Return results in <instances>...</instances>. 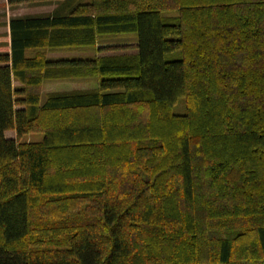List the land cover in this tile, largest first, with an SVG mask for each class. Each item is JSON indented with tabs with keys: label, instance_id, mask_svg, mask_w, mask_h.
<instances>
[{
	"label": "trees",
	"instance_id": "obj_1",
	"mask_svg": "<svg viewBox=\"0 0 264 264\" xmlns=\"http://www.w3.org/2000/svg\"><path fill=\"white\" fill-rule=\"evenodd\" d=\"M61 2L0 44V264H264V0Z\"/></svg>",
	"mask_w": 264,
	"mask_h": 264
},
{
	"label": "rangeland",
	"instance_id": "obj_2",
	"mask_svg": "<svg viewBox=\"0 0 264 264\" xmlns=\"http://www.w3.org/2000/svg\"><path fill=\"white\" fill-rule=\"evenodd\" d=\"M61 3H62L61 0H37V1L21 2L17 4H8L7 0H0V44H5L7 41L6 39V35H8L7 22L10 17L23 16L27 14L50 13L55 8H57V6H59ZM131 38H132L131 36H128L123 39L128 40ZM123 52L132 53V52H137V50L129 48V49H119L114 51H105L104 53H123ZM94 54H96V51L93 48H61V49L47 51L48 57H52V58L63 57V56H82V55L86 56V55H94ZM14 84H17V82H14ZM96 86H97L96 79L48 81L43 83L41 87V93L44 96L45 93L50 91L87 89V88H94ZM5 134L7 137H15L14 130H7ZM42 136L43 134L41 132H32V133L24 134L21 137V140L39 141L41 140Z\"/></svg>",
	"mask_w": 264,
	"mask_h": 264
}]
</instances>
